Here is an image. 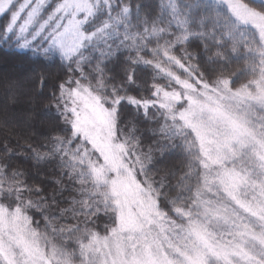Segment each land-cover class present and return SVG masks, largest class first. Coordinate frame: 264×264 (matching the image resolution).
I'll list each match as a JSON object with an SVG mask.
<instances>
[{
	"label": "snow or ice",
	"instance_id": "snow-or-ice-1",
	"mask_svg": "<svg viewBox=\"0 0 264 264\" xmlns=\"http://www.w3.org/2000/svg\"><path fill=\"white\" fill-rule=\"evenodd\" d=\"M211 5L238 23L193 28L180 0H0V46L29 64L0 118V264H264V151L253 179L236 160L256 133L201 65L239 23L264 42V13Z\"/></svg>",
	"mask_w": 264,
	"mask_h": 264
},
{
	"label": "trees",
	"instance_id": "trees-1",
	"mask_svg": "<svg viewBox=\"0 0 264 264\" xmlns=\"http://www.w3.org/2000/svg\"><path fill=\"white\" fill-rule=\"evenodd\" d=\"M144 2L154 5L158 0H144ZM196 2L197 0H180V12L178 13L181 19L187 17L191 20L193 28H195L200 17L209 14L214 15L216 12H219L220 16L229 20L230 23H238L235 17L231 16L230 12L222 5H211V0H199L198 7H190ZM247 4L255 10L264 12V3L247 0ZM219 39L220 37L217 35V40L219 41ZM196 42L200 43V40L197 39ZM210 47L211 63L207 59L201 61L202 67L208 69L205 79L209 83L215 84L217 81H225L229 88L237 89L247 83L264 78V45L257 30L253 27L239 23V32L230 43L224 47ZM199 50L195 47L190 49L193 53ZM193 63H196L195 56H193ZM28 71V60L19 54V50L0 46V118H2L3 109L7 103L10 81L17 75H24ZM46 71L55 77L60 69L57 65H47ZM151 74V70H144L139 73L141 78L145 80L149 79ZM53 123L54 117L49 113L45 123L38 124V126L46 130ZM3 134L4 130L0 129V136ZM191 187L193 189L197 187L195 182L192 183Z\"/></svg>",
	"mask_w": 264,
	"mask_h": 264
},
{
	"label": "rangeland",
	"instance_id": "rangeland-1",
	"mask_svg": "<svg viewBox=\"0 0 264 264\" xmlns=\"http://www.w3.org/2000/svg\"><path fill=\"white\" fill-rule=\"evenodd\" d=\"M254 1L264 3V0ZM243 24L256 29L251 23ZM220 88L226 94L233 97L238 114L246 119L249 129L256 133L254 139L241 149L243 155L236 160V163L239 164V161L243 160L244 166L249 170L252 178L258 179L261 177L259 154L264 151V144H262L260 136V133L264 131V128H262L264 126V78L247 83L237 89L224 88L223 83H221ZM210 198L214 199V197Z\"/></svg>",
	"mask_w": 264,
	"mask_h": 264
}]
</instances>
